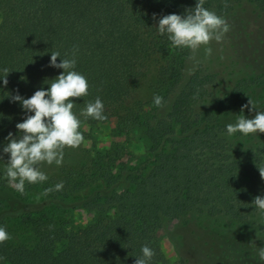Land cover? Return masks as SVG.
I'll return each instance as SVG.
<instances>
[{"label": "trees", "instance_id": "obj_1", "mask_svg": "<svg viewBox=\"0 0 264 264\" xmlns=\"http://www.w3.org/2000/svg\"><path fill=\"white\" fill-rule=\"evenodd\" d=\"M196 2L0 0V187L9 188L6 137H19L16 124L33 114L11 97L48 89L63 72L49 66L52 51L71 58L78 47L74 70L87 78L89 94L74 100V112L85 141L116 119L119 136L143 145L139 155L127 142L80 159L81 146L66 148L62 165L41 166L47 181L26 182L24 194L12 189L10 202L0 203V227L11 237L0 244V264H135L145 245L155 253L149 264H167L157 232L196 213L240 223L260 219L264 228L253 205L264 197L258 170L264 142L259 133L226 130L264 72L230 81L206 67L212 62L189 71L191 51L173 48L157 29L162 16H183ZM204 7L226 19L240 59L247 54L248 67L264 69V0H205ZM248 19L256 30H247ZM150 75L149 98H136ZM154 95L163 97L162 107ZM97 97L107 119L80 116ZM60 182L62 190L42 194ZM80 212L92 218L75 227L72 216Z\"/></svg>", "mask_w": 264, "mask_h": 264}, {"label": "clouds", "instance_id": "obj_2", "mask_svg": "<svg viewBox=\"0 0 264 264\" xmlns=\"http://www.w3.org/2000/svg\"><path fill=\"white\" fill-rule=\"evenodd\" d=\"M204 4L205 0H197L195 7L187 9L185 15L168 14L158 21V32L167 35L173 48L190 50L192 59H195L201 48L204 50L205 58L210 57L211 43L223 42L225 34L230 30L226 19L215 11L206 9ZM77 52L78 47L74 46L71 58H68L67 53L61 58L59 51H52L49 66L63 69V72L51 80L48 89L37 90L27 99L19 94L11 97L13 102H20L26 112L33 113L23 122L16 124L19 137L13 136L10 132L6 137L9 143L3 148V153L10 154L5 176L9 186L21 194H24L26 182L37 184L47 181L48 176L41 170L42 165H62L66 148H78L85 143L81 132L82 121L74 112V100L89 94V84L84 75L74 70ZM57 57L61 58L60 63H57ZM3 71L5 73L2 78L3 84L7 86V75L10 71L7 68ZM153 100L157 107L163 106V97L154 95ZM244 108L255 111L254 118L239 116L235 124L230 123L226 126L228 135L237 132L244 136L264 133V111H258L250 98L248 103L242 106L241 112ZM80 116L97 121L107 119L99 97L94 102H87ZM0 159L3 157L0 156ZM258 170L261 179L264 180V166L258 167ZM62 188L63 182H60L54 188L45 189L42 194L47 196ZM253 205L264 220V197L256 196ZM10 238L6 229L0 227V244ZM141 251L142 256L136 257L135 264H149L155 255L154 251L147 245L143 246ZM258 255L260 260L264 261V247L258 248Z\"/></svg>", "mask_w": 264, "mask_h": 264}, {"label": "rangeland", "instance_id": "obj_3", "mask_svg": "<svg viewBox=\"0 0 264 264\" xmlns=\"http://www.w3.org/2000/svg\"><path fill=\"white\" fill-rule=\"evenodd\" d=\"M256 22L258 25H263L261 19ZM246 28L250 31L256 30V25L253 22L250 23L248 19ZM235 42L229 30L225 34L223 42L213 41L211 43L212 55L210 57L205 58L203 48L196 53L195 59L191 61L189 71H194L198 66L212 62L216 66L211 63L212 67H206L224 73L225 78L230 81H235L243 76L256 80L254 76L261 75L264 69L257 66V69L261 70L256 71L255 68L254 71L248 67L247 54L242 55L240 59L239 45ZM259 66L263 65L259 63ZM152 79V75H150L149 79L137 90L136 98L144 100L149 98L151 93L149 83ZM258 81V86L248 92L242 103L231 112L229 122L234 123V118L241 115L248 119L254 118L256 113L249 111L250 105L249 108H244L241 112L242 106L248 103L249 98L256 104L258 111H264V79L259 76ZM117 124V120L112 119L96 128L92 132V137L81 145L76 157L80 159L83 158L85 152H101L113 147L116 143L124 145L127 142L132 144L130 146L136 155L142 154V143L140 144L135 137L128 140L119 136ZM84 130L89 132L88 127H85ZM259 135L258 139L264 142V133ZM12 189L14 188L11 186L9 188L0 187V203L10 202L13 197ZM91 218L92 215L87 213H75L72 216V225L79 227L88 223ZM157 237L167 264H205L204 262L207 264H264L258 255V248L264 247V228L260 219L240 223L226 216L209 218L196 213L189 220L170 222L165 229L157 232Z\"/></svg>", "mask_w": 264, "mask_h": 264}]
</instances>
